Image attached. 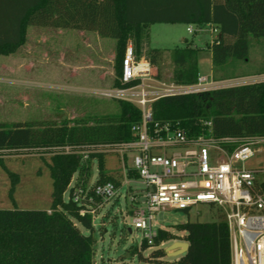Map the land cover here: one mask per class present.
<instances>
[{
  "label": "trees",
  "instance_id": "obj_1",
  "mask_svg": "<svg viewBox=\"0 0 264 264\" xmlns=\"http://www.w3.org/2000/svg\"><path fill=\"white\" fill-rule=\"evenodd\" d=\"M155 23L215 26L218 29L209 47L212 64L223 79H234L240 61L249 59V38L264 39V0H0V55L15 53L26 42L31 26L94 31L116 40V78L114 89L136 86L139 81L122 84V61L129 40L141 55L143 26ZM199 50L185 40L174 49L173 78L176 84L192 85L199 78ZM158 49L150 50L151 74L160 79ZM255 74H264V71ZM120 113L90 123L86 120L60 123L31 122L12 126L0 124V151L34 150L55 153L49 164L53 180L50 212L47 210L0 209V264H93L94 242L92 217L80 216V208L64 195L72 177L81 170L77 150L99 145H117L135 140L131 131L141 120V110L132 102L118 100ZM152 126L171 124L190 136L209 133L211 122L215 138L264 137V81L218 89L208 93L177 95L155 100ZM71 153H65V148ZM98 158L96 182L119 185L107 177L103 155ZM129 179L138 175L128 170ZM264 190V180L259 184ZM75 219L88 235L82 233ZM184 233L189 249L178 264H230L228 227L223 221L186 222L177 226ZM170 238L158 230L153 245L146 241L141 251L159 247ZM136 250L139 260L163 263L164 249L148 257Z\"/></svg>",
  "mask_w": 264,
  "mask_h": 264
},
{
  "label": "rangeland",
  "instance_id": "obj_2",
  "mask_svg": "<svg viewBox=\"0 0 264 264\" xmlns=\"http://www.w3.org/2000/svg\"><path fill=\"white\" fill-rule=\"evenodd\" d=\"M188 27L193 29L192 34L187 32ZM215 28L217 27L213 26V29ZM210 29L211 27L200 29L182 23H155L143 28L144 36L147 34L148 37V47L160 51L158 70L163 81L175 82L172 57L174 49L183 47L185 40L193 41V46L199 50V75L211 76L212 62L206 47H210L216 35ZM34 30H37L38 35L33 34ZM41 31H48V28L31 26L22 47L9 56L0 55V124L12 126L17 123L66 121L72 125L78 120L93 123L100 118L118 115L120 113L118 99L101 95V91L98 90L104 89L102 87L97 89L90 87L86 82L70 79L68 68L61 66L62 60L79 68L85 65L87 52L82 50V45L78 42L79 45L68 47L64 43L65 39L43 36L40 35ZM249 43V59L240 61L239 67L235 70L237 78L264 71V60H261L264 58V39L250 37ZM116 51V47L107 48L106 51L113 64L112 81L106 88L113 87L116 78ZM149 52L150 50L145 52L148 61ZM106 63L109 64V61L106 60ZM222 76L221 73L214 77L223 79ZM241 83L234 81L232 85ZM54 154L51 151L44 153L34 150L0 151V209L50 212L53 180L49 164ZM91 155L87 161L81 159V170L72 177V190L74 193L82 191V197H85L82 202L87 208L95 211L93 264H151L150 261L139 260L138 254L135 253L136 250L141 251L144 234L132 228V205L129 196L138 192L141 185L137 180H128V185L125 184L126 171L124 172L123 162L118 153L96 154L103 155L105 175L115 179L121 190L108 204L95 198L92 195V188L99 177V164L98 158H92ZM127 165H130L129 161ZM245 165L248 169L264 172V151ZM65 197L66 201H69L68 192ZM90 197L93 198L92 201H89ZM73 221L83 234L88 235V231L75 219ZM215 221H219L218 214L204 206L189 214L182 211L158 212L154 215L152 225L156 230H166L170 238L163 242V245L150 247L141 253L148 257L156 249H164L166 252L173 243L185 242L182 240L184 233L177 229L180 224ZM179 258L180 256L167 254L160 264H178Z\"/></svg>",
  "mask_w": 264,
  "mask_h": 264
},
{
  "label": "built area",
  "instance_id": "obj_3",
  "mask_svg": "<svg viewBox=\"0 0 264 264\" xmlns=\"http://www.w3.org/2000/svg\"><path fill=\"white\" fill-rule=\"evenodd\" d=\"M187 32L192 34L194 31L188 27ZM217 32V29L212 30L215 35ZM137 80L136 86L100 92L105 97L132 102L141 110L140 122L131 128L135 140L87 147L74 153L83 161L93 153H118L126 171L125 184L134 180L127 177L129 169L138 175L141 188L129 196L132 228L142 231L144 241L149 245H153L158 233L152 225L156 213L182 211L189 214L204 206L216 212L219 221L228 227L230 264H264V190L259 186L264 180V172L248 169L245 165L264 151L261 149L264 137L218 139L210 132L211 122L205 123L210 128L209 133L192 136L171 124H151V105L159 98L208 93L246 85V82L218 81L207 76H199L197 83L192 85L163 81L151 74L149 64L140 68V57L132 41H128L121 83L126 85ZM234 81L242 83L232 85ZM64 152L73 151L66 147ZM120 190L114 183L107 182L93 186L92 195L108 204ZM82 193L73 192L71 201L80 208V216H93L95 211L82 202L85 200ZM92 200L90 197L89 201ZM93 221L94 216L92 224Z\"/></svg>",
  "mask_w": 264,
  "mask_h": 264
},
{
  "label": "crops",
  "instance_id": "obj_4",
  "mask_svg": "<svg viewBox=\"0 0 264 264\" xmlns=\"http://www.w3.org/2000/svg\"><path fill=\"white\" fill-rule=\"evenodd\" d=\"M148 25L143 26V28H147ZM44 28V27H43ZM30 29V27H28L27 29V33L28 30ZM37 29V28H35ZM216 29V28H215ZM213 26H211L210 31L212 32ZM35 32H33V34L38 35L37 30H34ZM40 35H49L50 37H53L54 39H59V40H63L65 39L63 42L65 43L66 46L69 47V45H79V43L82 45L81 48L82 50H85L87 52L86 55V60H85V65H83L82 67H75L72 65L67 64L64 60H62V67H66L68 68V74L70 79L74 80V81H81V82H86L87 84L90 85V87H94V88H104V89H100L98 91H105V90H109V89H114L113 87H107L111 84V79L113 76V64L111 62V60L107 57V48H113L115 49L116 47V40L112 39V38H106L103 36H100L98 33L94 32V31H80V30H71V29H60V28H48V31H41ZM215 35V34H214ZM147 34L145 36V39L143 42H145L142 45L141 48V55L140 57V68H145L146 65H150V62L147 59V56L145 54V52L147 50H151L148 47V42H147ZM213 40V39H212ZM79 42V43H78ZM193 43V41H191ZM53 44H51L52 46ZM49 46V47H51ZM71 46V47H72ZM211 46V43H210ZM69 48H65V50H67ZM207 52H209L210 57H211V62H212V54H211V50L209 47H206ZM173 58V57H172ZM106 60L109 61V64L106 63ZM261 60H264L261 59ZM263 63V62H262ZM264 64V63H263ZM151 67V65H150ZM199 68V66H198ZM152 70V69H151ZM211 76L208 75H202V76H207L210 78H213L215 80L221 81V80H241L246 82V84H253V83H259V82H263L264 81V74H260V75H249L246 77H236L234 79H216L214 76L221 74L218 71H216L213 67H211ZM256 76V77H255ZM224 78V77H222ZM263 79V81H262ZM93 90V89H90ZM72 184H73V180L71 181L69 188L67 189L66 193L68 192L69 194V199H70V191H72ZM65 193V195H66ZM73 193V192H72ZM64 195V198L66 200V197ZM72 195V194H71ZM48 211V210H47Z\"/></svg>",
  "mask_w": 264,
  "mask_h": 264
},
{
  "label": "water",
  "instance_id": "obj_5",
  "mask_svg": "<svg viewBox=\"0 0 264 264\" xmlns=\"http://www.w3.org/2000/svg\"><path fill=\"white\" fill-rule=\"evenodd\" d=\"M73 190L70 191V196L72 194ZM69 203L73 204L71 201V197L69 199ZM189 249V244L187 242H175L173 243L168 249H166V253L174 256H182L187 252Z\"/></svg>",
  "mask_w": 264,
  "mask_h": 264
}]
</instances>
